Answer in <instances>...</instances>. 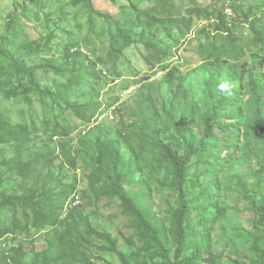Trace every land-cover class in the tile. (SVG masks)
Masks as SVG:
<instances>
[{
	"label": "rangeland",
	"instance_id": "rangeland-1",
	"mask_svg": "<svg viewBox=\"0 0 264 264\" xmlns=\"http://www.w3.org/2000/svg\"><path fill=\"white\" fill-rule=\"evenodd\" d=\"M0 0V40L12 35L13 55L18 61L22 59L27 67L41 63V59H52L60 63V58L67 48L72 58L83 55L87 63L98 64V81H85L82 88L74 86L71 95L74 100L80 94H87L86 100L100 106L91 123L83 122L63 103L55 101L53 96L31 91L23 92L20 86L26 84L22 70L12 76L0 74V80L7 82L6 89L0 87V111L3 117L14 125H25L33 134L30 144L31 153H48L59 148L62 142L74 141L73 153L78 157V169L67 172L61 170L63 160L54 159L52 172L56 176L54 187L57 195H64L68 186H75L76 191L64 195L66 202L57 200L64 218L71 210L79 207L80 215L90 217L99 231L109 232L117 239L118 248L126 253H135L141 261L148 264H162L161 258H152L144 250V243L138 238L139 230L135 220L124 214L121 202L117 198L104 196L100 191L90 188L88 176L90 170L81 150L79 140L83 136L97 137L98 125L115 127L122 117L125 126L131 123L132 113H138L143 107L139 93L149 85L153 99L160 111L163 104L169 105L171 94L166 83V74L178 70L184 77L185 87L193 96H202V73L199 70L202 60L199 52L201 44H212L219 40L216 33L218 17L232 15L229 18L235 36L250 46L253 34L245 20L253 16H262L264 0ZM160 7L173 14L184 15L196 8L208 11L209 17L193 24L188 35H180L172 31L171 36L163 32L147 31V41L162 49L168 56L161 63L155 62V68L149 69L145 59L149 53L145 46L132 45L122 51V42H112L120 31H126L138 40L140 29L137 24L135 10L147 11ZM230 11V12H228ZM228 16V15H227ZM140 24V23H139ZM144 27V21L140 26ZM10 31V32H9ZM51 36V43L48 38ZM30 47V53H25ZM117 56V57H116ZM250 66V57L242 63ZM67 69L72 68L66 66ZM252 68V66H251ZM6 69V67H5ZM254 69V67H253ZM256 70V69H255ZM35 81L43 89H53L57 85L69 84L70 80L51 74L38 72ZM18 87L17 91L8 89ZM21 88V90H19ZM249 96H240L237 106L241 109L239 119H220L213 124L216 147L221 151V167H215L217 161L200 167L203 171H216L219 185L214 189V206L220 214L211 215V261L200 264H259L257 253L253 251L256 215L252 205L246 200L244 182L251 186L256 181L261 162L264 161V143L258 135L255 124L248 119L247 106ZM95 99V101H94ZM110 113L114 116L111 119ZM134 118V117H133ZM169 123V120L166 119ZM239 122L238 139L231 141L237 146L226 144L225 134L218 125ZM202 135V127L197 128ZM171 132V131H170ZM68 134L69 137L64 135ZM236 137V136H235ZM134 149L140 150V161L135 163L141 167V173L133 175L134 186L126 185L128 191L135 195L138 205L145 209L154 226L160 230L161 239L167 249L174 248L172 233V213L179 206L177 195L170 187L172 175L166 163L162 162L159 153L153 151L150 144H141L140 136L133 137ZM131 153L121 149L124 162L130 160ZM16 151L9 145H0V204L4 203V195H24L25 190L34 188L37 180L29 178L28 183L19 174H11L4 167V162L15 158ZM140 169V168H138ZM47 173V172H46ZM59 177V178H58ZM264 178V176H263ZM212 177H208V180ZM69 192V191H68ZM62 199V198H60ZM76 213V211H75ZM63 218V219H64ZM32 211L25 212L20 207L5 206L0 209V252L11 247H23L27 253V264L33 263L35 254L49 249L52 242L64 232L61 225L47 228L32 226ZM81 233L84 229L80 230ZM93 245L87 251L91 264H121L112 252H103L101 247L107 243L98 238L92 239ZM153 251V250H152ZM57 261L53 264H64L58 256L60 251H53ZM211 255V254H210ZM209 259L208 255H205Z\"/></svg>",
	"mask_w": 264,
	"mask_h": 264
},
{
	"label": "trees",
	"instance_id": "trees-1",
	"mask_svg": "<svg viewBox=\"0 0 264 264\" xmlns=\"http://www.w3.org/2000/svg\"><path fill=\"white\" fill-rule=\"evenodd\" d=\"M37 5L36 0H30ZM230 12V11H228ZM137 24L140 29L138 40L126 31H120L119 36L112 42L115 49L118 40L122 42V51L132 45L145 46L149 55L145 62L149 69L155 68V62L161 63L168 56L149 43L147 31L163 32L171 36L172 31L180 35H188L195 19L202 21L203 16L209 17L208 11L196 8L184 15L173 14L160 7L147 11L135 10ZM230 14V13H229ZM225 14L218 17L216 33L219 40L208 45L201 44L199 52L202 66V96H193L185 87L183 75L178 70H171L166 74L168 91L171 94L169 105L163 104V112L160 113L153 93L149 85L144 86L139 93L143 107L138 113H132L131 123L124 124L125 117L118 121L115 127L99 128L97 137L82 136L79 140L81 150L76 149L77 154H83L88 160V176L90 188L99 190L100 194L117 198L121 202L124 214L135 220L138 228V238L144 243V250L151 254L152 258H161L162 264H200L213 263L211 261V215H218L220 211L214 206V189L219 185L216 180L217 169L221 165L222 158L218 157L221 151H215L216 137L213 124L220 119H239L242 117L241 109L237 106L240 96H249L247 106L248 119L255 124L258 135L264 143V11L262 16H253L245 20L253 34L250 46L235 36L229 18L232 15ZM228 15V16H227ZM142 21L144 27L141 28ZM140 23V24H139ZM10 32V31H9ZM12 35L0 40V74L12 76L18 68L22 70L26 84L20 87L34 93H42L53 96L55 101L63 103L65 108L72 111L83 122L91 123L100 108L96 103L86 100L87 94H80L74 100L71 93L78 85L82 88L85 81H98V64L87 63L84 56L79 54L78 59L69 55L66 48L60 58V63L52 59H41L39 64L27 67L22 59L16 60L13 55ZM51 36L48 43H51ZM30 47H25V53H30ZM117 57V56H116ZM250 57V66L244 67L241 63ZM66 66L72 68L67 69ZM252 66V68H251ZM6 67V69H5ZM254 67V69H253ZM256 69V70H255ZM42 72L70 80L69 84L57 85L53 91L43 89L35 81L36 74ZM7 82L0 80V87L6 89ZM223 86V87H222ZM19 88V90H21ZM18 87L8 89L17 91ZM27 90V91H26ZM24 95V94H23ZM26 96V95H24ZM95 101V99H94ZM169 120V123L166 122ZM239 122L219 124V129L224 132L226 144L238 139L240 131ZM202 127V135L197 134V128ZM171 131V132H170ZM33 134L25 125L11 124L3 117L0 111V145L11 144L15 151V158L4 162V167L11 174H19L26 183L31 177L37 180L34 188L25 190L24 195H10L4 197L5 206L20 207L32 211L34 228H47L61 225L64 232L55 242H52L48 250L35 254L32 264H53L57 261L52 255L53 251H60L59 258L64 264H91L87 251L93 245L92 239L107 243L101 247L103 252L114 253L121 264H148L131 252L121 251L117 245V239L109 232L99 231L90 217L80 215L79 207L71 210L64 218L63 209L57 205V200H63L64 206L68 196L76 191L75 186H68L64 195L55 191L56 176L52 172L54 159L63 160L61 170L72 172L78 169V157L74 155V141L60 143L59 148L48 153H31L30 144ZM66 138L68 134L64 135ZM140 136L141 144H150L153 151L159 153L162 162L169 167L172 175L170 187L177 195L179 206L172 213V233L174 235V248L167 249L161 239L160 230L157 229L150 217L145 214V209L138 205V198L128 191L126 185L134 186L133 175L141 173V167L135 164L140 161V148L134 149L133 137ZM236 136V137H235ZM232 146L237 145L232 143ZM125 148L131 154L130 160L124 162L121 149ZM217 161L216 171H203L200 167L210 165ZM251 186L244 182L246 200L252 205L256 215L253 251L257 253L259 264H264V161ZM140 168V169H138ZM47 172V173H46ZM208 177L212 179L208 180ZM54 178H56L54 180ZM59 178V177H58ZM69 191V192H68ZM62 198V199H60ZM76 211V213H75ZM64 218V219H63ZM84 229L81 233L80 230ZM153 250V251H152ZM211 254V255H210ZM209 256V259L205 257ZM27 253L23 247H11L0 252V264H27Z\"/></svg>",
	"mask_w": 264,
	"mask_h": 264
},
{
	"label": "built area",
	"instance_id": "built-area-1",
	"mask_svg": "<svg viewBox=\"0 0 264 264\" xmlns=\"http://www.w3.org/2000/svg\"><path fill=\"white\" fill-rule=\"evenodd\" d=\"M110 117H111V119H114V116L110 113Z\"/></svg>",
	"mask_w": 264,
	"mask_h": 264
},
{
	"label": "clouds",
	"instance_id": "clouds-1",
	"mask_svg": "<svg viewBox=\"0 0 264 264\" xmlns=\"http://www.w3.org/2000/svg\"><path fill=\"white\" fill-rule=\"evenodd\" d=\"M223 87V86H222Z\"/></svg>",
	"mask_w": 264,
	"mask_h": 264
}]
</instances>
